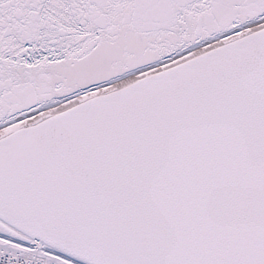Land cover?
<instances>
[{"label": "snow or ice", "instance_id": "obj_1", "mask_svg": "<svg viewBox=\"0 0 264 264\" xmlns=\"http://www.w3.org/2000/svg\"><path fill=\"white\" fill-rule=\"evenodd\" d=\"M0 264H264V0H0Z\"/></svg>", "mask_w": 264, "mask_h": 264}]
</instances>
